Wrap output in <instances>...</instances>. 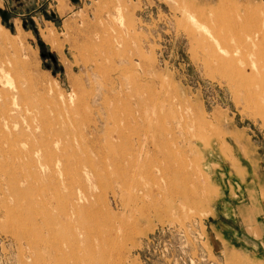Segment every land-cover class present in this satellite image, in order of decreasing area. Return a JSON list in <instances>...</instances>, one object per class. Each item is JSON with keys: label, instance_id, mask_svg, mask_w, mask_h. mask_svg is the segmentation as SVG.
<instances>
[{"label": "rangeland", "instance_id": "1", "mask_svg": "<svg viewBox=\"0 0 264 264\" xmlns=\"http://www.w3.org/2000/svg\"><path fill=\"white\" fill-rule=\"evenodd\" d=\"M0 93V264H264V0H0Z\"/></svg>", "mask_w": 264, "mask_h": 264}, {"label": "bare ground", "instance_id": "2", "mask_svg": "<svg viewBox=\"0 0 264 264\" xmlns=\"http://www.w3.org/2000/svg\"><path fill=\"white\" fill-rule=\"evenodd\" d=\"M231 60V59H230ZM11 62V61H10ZM2 63H3V61H2ZM14 65V64H13ZM5 66L7 67L8 65H6L5 64ZM5 66H3V67H5ZM5 67V68H6ZM13 67V66H12ZM14 67H15V65H14ZM11 68V67H10ZM8 69V68H7ZM6 69V70H7ZM10 69H8L7 71H9ZM4 71V70H3ZM10 78V77H9ZM17 86V85H16ZM15 86V89H14V92H15V94H12V96L14 97V99L16 100L15 102H17L15 105L16 106H18V111H19V113H23V112H26L27 111V109H26V104H25V96H23V93H22V90H21V88L18 86V87H16ZM9 94V93H8ZM4 95L5 94H3V93H0V100H2V99H4ZM3 101V100H2ZM4 102V101H3ZM4 104H5V102H4ZM28 108V107H27ZM5 110H7V109H5ZM5 110H2V111H0V127H2V129H9L10 130V127H12L11 125H12V119H14L13 118V116L12 115H10L7 111H5ZM15 114V113H14ZM16 115V114H15ZM19 116V115H18ZM16 120V119H15ZM14 126V125H13ZM12 129V128H11ZM0 131H1V129H0ZM5 131V130H4ZM20 133V132H19ZM24 133V132H23ZM61 133H63V132H61ZM10 134V133H9ZM54 135H57V136H59V134H58V132L57 131H54V133H53ZM52 134V135H53ZM22 135V134H21ZM8 138V137H7ZM9 139V138H8ZM7 141V140H6ZM9 141V143H11V141H10V139L8 140ZM8 143V144H9ZM47 144V143H46ZM49 144V143H48ZM56 145V144H55ZM48 146V145H47ZM57 146V145H56ZM44 147H46V145H41L40 146V149H37V148H35V147H33L29 152H28V154H30V155H34V154H38L39 152L41 153V158H43V159H45V160H43L44 162L45 161H49L50 159H52L53 157L55 158V157H57V158H61L62 156H63V154H59V155H57L56 154V152H54V151H51L50 149H48V148H46V149H44ZM49 148H50V146H48ZM66 147V146H65ZM63 149V148H62ZM132 150H133V148H132ZM125 151V150H124ZM59 152H60V150H59ZM61 152H62V150H61ZM66 154V153H65ZM29 156V155H28ZM64 158V157H63ZM62 158V159H63ZM124 159H125V157H124ZM55 160H56V158L53 160L54 162H55ZM59 160V159H58ZM52 161V160H51ZM51 162V163H53L54 164V162ZM60 161V160H59ZM122 161V160H121ZM50 162V161H49ZM49 162L48 163H46L45 162V164H46V166H47V168L48 169H51V165H53V164H49ZM123 162V161H122ZM121 162V163H122ZM131 164H132V166L133 165H136V162H135V160H131ZM43 163V162H42ZM61 163V162H60ZM131 164H130V162H128V166L129 167H131ZM125 165V164H124ZM58 166H60V165H58ZM127 166V167H128ZM54 167H55V165H54ZM44 168V167H43ZM58 168V167H57ZM56 169V168H55ZM123 169V168H122ZM127 169V168H126ZM133 169H134V167H133ZM54 170V169H53ZM130 170V169H129ZM128 170V171H129ZM148 170V169H147ZM150 170V169H149ZM48 171H50V170H48ZM127 171V172H128ZM133 171H135V170H133ZM151 171V170H150ZM144 172V171H143ZM143 172H142V174H143ZM131 173V172H130ZM129 174V173H128ZM149 174H153V173H150L149 172ZM149 174H147V175H149ZM151 176V175H150ZM156 176V175H155ZM128 177V176H127ZM133 177V176H132ZM152 177H153V175H152ZM122 180V179H121ZM132 180H133V178H132Z\"/></svg>", "mask_w": 264, "mask_h": 264}, {"label": "water", "instance_id": "3", "mask_svg": "<svg viewBox=\"0 0 264 264\" xmlns=\"http://www.w3.org/2000/svg\"><path fill=\"white\" fill-rule=\"evenodd\" d=\"M73 2H77V0H72Z\"/></svg>", "mask_w": 264, "mask_h": 264}]
</instances>
